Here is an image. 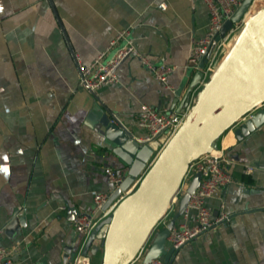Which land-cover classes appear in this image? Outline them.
<instances>
[{
    "label": "crops",
    "instance_id": "obj_1",
    "mask_svg": "<svg viewBox=\"0 0 264 264\" xmlns=\"http://www.w3.org/2000/svg\"><path fill=\"white\" fill-rule=\"evenodd\" d=\"M207 22L201 0H0V246L12 261L60 264L62 247L77 240L72 220L109 191L103 169L126 171L109 153L100 117L114 116L140 141L141 105L180 111L195 72H186L191 46ZM124 30L153 66L175 68L166 81L178 97L136 58L116 68L114 85L94 93L77 86L76 63L89 65ZM257 109L210 146L234 160L233 183L205 201L215 215L221 200L229 222L175 251L168 264H264V123L240 141L233 136ZM246 167L250 175L242 173ZM14 211L23 224L8 225Z\"/></svg>",
    "mask_w": 264,
    "mask_h": 264
},
{
    "label": "water",
    "instance_id": "obj_2",
    "mask_svg": "<svg viewBox=\"0 0 264 264\" xmlns=\"http://www.w3.org/2000/svg\"><path fill=\"white\" fill-rule=\"evenodd\" d=\"M251 0H242L231 18L223 23L215 43L225 35L246 13ZM212 45L193 73L180 111L186 106L189 94L197 87L201 70L207 62ZM191 72L190 68L186 71ZM178 97L179 92L173 93ZM259 108L236 127L233 136L242 140L255 128L264 123V9L253 15L240 29L232 49L222 58L204 90L200 93L187 119L146 169L136 187L117 205L112 215L79 248L77 240L62 247L60 264H93L96 253L101 249L100 264H128L144 242L156 222L162 216L170 197L178 187L189 163L210 147L215 135L230 126L246 111ZM102 115L99 125L109 144V153L126 169L122 182L102 209L140 177L151 156L146 143L134 139L120 124H111ZM199 175L194 174L178 201L176 212L168 223L152 237L142 263L157 259L168 264L174 250L165 247L168 230L178 220L195 190ZM14 211L8 225L22 223ZM23 224V223H22Z\"/></svg>",
    "mask_w": 264,
    "mask_h": 264
},
{
    "label": "built area",
    "instance_id": "obj_3",
    "mask_svg": "<svg viewBox=\"0 0 264 264\" xmlns=\"http://www.w3.org/2000/svg\"><path fill=\"white\" fill-rule=\"evenodd\" d=\"M208 11V22L203 37L193 43L187 61V67L197 70L201 59L205 56L208 49L214 45L213 50L204 64L201 78L197 87L189 94L186 106L182 112L158 110L153 107L141 105L135 116V122L139 129L145 132V136L139 141L146 143L151 149V156L146 164L143 173L134 183L124 192L120 193L106 209H102L111 194L119 188L122 176L111 168H104L103 175L109 185V191L103 194H96L92 197V208L88 213L77 215L71 222L74 234L77 238L79 248H81L91 237V235L106 221L116 205L128 195L137 185L146 169L152 164L165 145L180 129L192 108L194 107L199 88L205 84L207 76L213 74L215 66L212 62L216 53L228 44L230 34H235L255 13L264 9V0H251V3L237 24L228 32L224 39L215 43V38L226 21L234 14L242 0H201ZM230 36V37H229ZM120 44V46H119ZM113 51L110 58L107 54ZM127 58H136L140 65L148 71L152 77L159 82L164 89L173 93V89L167 85V76L175 68L172 66L158 65L153 66L141 54L138 53L132 40L128 39L126 30L117 32L108 42L107 46L101 51L89 65L76 63L77 86L88 93H94L101 87L114 85L117 83L115 75L116 68ZM111 124L117 123L114 116L110 119ZM155 154V155H154ZM154 155V156H153ZM234 160L231 156L224 155L221 151L215 152L212 147L207 148L203 153L194 158L186 168L182 179L169 199V202L154 228L161 224L162 228L168 223L171 216L167 218L170 211L176 212L178 201L185 193L186 188L194 174L199 175V182L195 190L189 195L188 201L178 220L171 229L165 240L171 249L177 251L191 241L199 239L210 229L229 222L230 216L223 211V203L220 200L218 212L213 215L205 206V201L214 197L219 191L225 189L233 183V178L229 172V167ZM252 169L246 167L242 170L244 175H250ZM64 210V207L59 208ZM172 214V215H173ZM153 228V229H154ZM150 231L144 242L139 246L128 264L143 258L146 249L156 232ZM0 264H19L11 259V251L0 246ZM143 264V263H142ZM145 264H164L157 259H151Z\"/></svg>",
    "mask_w": 264,
    "mask_h": 264
},
{
    "label": "rangeland",
    "instance_id": "obj_4",
    "mask_svg": "<svg viewBox=\"0 0 264 264\" xmlns=\"http://www.w3.org/2000/svg\"><path fill=\"white\" fill-rule=\"evenodd\" d=\"M230 36H232V34H230ZM229 36V37H230ZM223 49H226L225 48V45H224V47H223ZM220 50V51H218L217 53H216V56L214 57V59H213V62H212V66H215L217 63H218V61H220V59L222 58V55H223V53L225 52L224 50ZM231 49H227V51L229 52ZM216 69V68H215ZM214 72H215V70H214ZM214 72H213V74H214ZM212 74V75H213ZM208 81H209V76H207L206 77V79H205V85L203 86V87H201V88H199V90H198V92H197V94H198V97H197V99L199 98V95H200V93L204 90V87L206 86V84L208 83ZM237 121V120H236ZM236 122H233L230 126H228V127H226V128H224L223 130H221L220 132H219V134L218 135H215V137H213V139L211 140V142H210V146H212L214 143H216L217 141H218V138H220L222 135H224L227 131H229V129H232V128H234L235 126L234 125H236L235 124ZM155 155V154H154ZM153 155V156H154ZM118 205V204H117ZM117 205H116V207H117ZM115 207V208H116ZM115 208L113 209V211L110 213V215H112L113 214V212H114V210H115ZM172 214H173V210H171L170 211V214L167 216V218L168 217H170V216H172ZM162 229V225L161 224H158L154 229H153V232H158V231H160ZM100 251H101V249H100ZM99 255V254H98ZM97 255V256H98ZM98 262V261H97ZM99 263V262H98Z\"/></svg>",
    "mask_w": 264,
    "mask_h": 264
},
{
    "label": "bare ground",
    "instance_id": "obj_5",
    "mask_svg": "<svg viewBox=\"0 0 264 264\" xmlns=\"http://www.w3.org/2000/svg\"><path fill=\"white\" fill-rule=\"evenodd\" d=\"M218 134H219V131H218V133L216 135H218Z\"/></svg>",
    "mask_w": 264,
    "mask_h": 264
},
{
    "label": "trees",
    "instance_id": "obj_6",
    "mask_svg": "<svg viewBox=\"0 0 264 264\" xmlns=\"http://www.w3.org/2000/svg\"><path fill=\"white\" fill-rule=\"evenodd\" d=\"M100 256H101V252H100Z\"/></svg>",
    "mask_w": 264,
    "mask_h": 264
}]
</instances>
